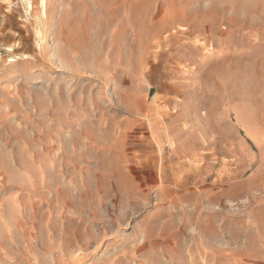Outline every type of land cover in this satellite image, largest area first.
Masks as SVG:
<instances>
[{
  "label": "rangeland",
  "instance_id": "rangeland-1",
  "mask_svg": "<svg viewBox=\"0 0 264 264\" xmlns=\"http://www.w3.org/2000/svg\"><path fill=\"white\" fill-rule=\"evenodd\" d=\"M43 1L0 0V264H264V0Z\"/></svg>",
  "mask_w": 264,
  "mask_h": 264
},
{
  "label": "bare ground",
  "instance_id": "bare-ground-1",
  "mask_svg": "<svg viewBox=\"0 0 264 264\" xmlns=\"http://www.w3.org/2000/svg\"><path fill=\"white\" fill-rule=\"evenodd\" d=\"M44 3H45V0L43 1V5H44ZM45 7H47V6H46V3H45ZM45 9H46V8H45Z\"/></svg>",
  "mask_w": 264,
  "mask_h": 264
}]
</instances>
